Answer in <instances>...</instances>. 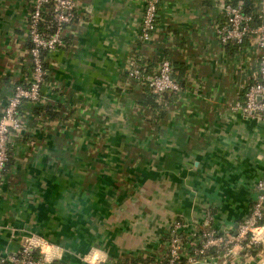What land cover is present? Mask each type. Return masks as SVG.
Returning a JSON list of instances; mask_svg holds the SVG:
<instances>
[{"label":"crops","instance_id":"0c3cea01","mask_svg":"<svg viewBox=\"0 0 264 264\" xmlns=\"http://www.w3.org/2000/svg\"><path fill=\"white\" fill-rule=\"evenodd\" d=\"M242 1L161 0L143 41L147 0H76L65 46L47 55L45 98L23 102L9 141L0 264L27 244L50 264H142L166 259L175 235L182 258L207 231L236 236L264 179V120L237 107L261 49L254 37L227 46L218 35L225 6ZM34 3L0 0V114L31 81ZM254 3L264 15V0ZM135 59L148 71L169 60L181 90L145 104V85L128 75ZM258 235L249 264H264V227ZM250 249L215 247L208 259Z\"/></svg>","mask_w":264,"mask_h":264},{"label":"built area","instance_id":"2783aa9c","mask_svg":"<svg viewBox=\"0 0 264 264\" xmlns=\"http://www.w3.org/2000/svg\"><path fill=\"white\" fill-rule=\"evenodd\" d=\"M161 0H147L142 21L141 40L152 38L157 26V18ZM226 21L218 29V35L224 45L234 44L242 46L246 39L254 37L261 49L259 70L253 75V80L244 93L243 102L238 103L248 117L264 120V15L261 24H254V16L246 13L243 2H230L225 6ZM51 13L54 21L53 32L43 29L42 24L46 14ZM78 4L76 0H35L30 13L28 35L31 43L30 66L31 81L28 85H18L14 95L9 99L4 111L0 114V188L5 172L10 165L11 153L9 141L13 132L23 127L21 106L24 101L39 103L45 97L42 87L45 84L48 71L46 68L47 55L59 47L65 46L64 35L66 28L78 17ZM45 53V54H44ZM129 77L139 79L145 86L157 94L178 92L180 83L173 76V66L169 60H162L158 69L146 70L136 59L133 60L128 71ZM258 196L253 204L249 216L240 223L238 234L230 240L224 239L215 233L207 231L201 243L196 245L193 252L182 258L177 248L179 239L175 235L171 240V252L165 258L149 261L142 264H195L210 262L208 255L211 249H230L232 246H245L246 249L258 244V231L264 222V179L256 185ZM177 227L180 224H176ZM36 247L25 245L17 254L10 257L13 264H50L46 254L40 252L34 255ZM225 254V253H224ZM207 258V259H206ZM216 258V257H215ZM214 261L216 262L217 259ZM213 261V262H214ZM214 262V263H215Z\"/></svg>","mask_w":264,"mask_h":264},{"label":"trees","instance_id":"16d2710c","mask_svg":"<svg viewBox=\"0 0 264 264\" xmlns=\"http://www.w3.org/2000/svg\"><path fill=\"white\" fill-rule=\"evenodd\" d=\"M242 2L244 4V9H245L246 13H250V14H252L254 16V20H255L254 24L255 25L261 24L262 18L259 17V14L256 11L254 0H243ZM44 18L45 19H44V22L42 24L43 29H45L48 32H53V30H54V21H53L52 14L48 13V14L45 15ZM45 65H46V68H47V63ZM145 94H146L145 98H144L145 104H150L153 107H157L158 103H157L156 99H157V97L160 94H157V93L153 92L152 89L147 87V86H145ZM48 112H49V115H51V116H55V114H56L53 111H51V108L48 110ZM211 252L214 253V251H211ZM253 253H254V251H253ZM38 254H39V251L36 250L34 255H38Z\"/></svg>","mask_w":264,"mask_h":264},{"label":"rangeland","instance_id":"374dc122","mask_svg":"<svg viewBox=\"0 0 264 264\" xmlns=\"http://www.w3.org/2000/svg\"><path fill=\"white\" fill-rule=\"evenodd\" d=\"M249 255L248 256H244V259H238V261H230V260H226V262H222V264H246V261L249 263H251L252 259H255V257H251V254L253 253V250H249L248 251ZM219 261H216L215 264H219ZM214 263V262H212ZM221 264V263H220Z\"/></svg>","mask_w":264,"mask_h":264},{"label":"water","instance_id":"95a60500","mask_svg":"<svg viewBox=\"0 0 264 264\" xmlns=\"http://www.w3.org/2000/svg\"><path fill=\"white\" fill-rule=\"evenodd\" d=\"M236 233L235 234H238V228H239V223L236 225ZM195 264H215V263H210V262H198V263H195Z\"/></svg>","mask_w":264,"mask_h":264}]
</instances>
